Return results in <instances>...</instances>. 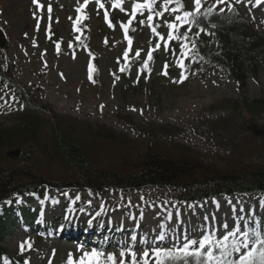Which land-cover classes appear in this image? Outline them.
I'll return each mask as SVG.
<instances>
[{"label": "rangeland", "instance_id": "rangeland-1", "mask_svg": "<svg viewBox=\"0 0 264 264\" xmlns=\"http://www.w3.org/2000/svg\"><path fill=\"white\" fill-rule=\"evenodd\" d=\"M38 2L43 8H38L33 0H0V26L8 40L7 48L0 51V73L8 71L12 81L29 99L48 105L57 115L76 122L81 129L103 127L130 140L183 145L196 152L207 165L222 168L239 155L264 165V134L254 141L246 129L247 120L251 119L259 130H264V111L247 114L243 103L244 100H264L263 71L256 77L249 75L243 94L229 73L218 66L203 65L192 69L193 44L183 39L167 40L164 19L174 21L175 14L171 12L164 18L154 16L153 23L157 24L163 40L153 35L147 24L139 23L140 19L146 20L147 10L138 12L132 23L136 31H129L133 40L129 50L121 25L131 18L132 5L144 0H123V11L112 7L116 0H100L103 9L98 8L96 0H88L83 13H77L76 9L84 5V0ZM163 2L157 0V11L163 10ZM182 2L185 7L180 14L183 10H193V0ZM215 2L206 0L204 6ZM49 5L52 7L51 20L47 11ZM175 6L172 3L169 8ZM233 6L255 32L264 33V0H260V4L256 0H242ZM105 11L113 27L105 21ZM20 14H26L28 19L21 18ZM78 15L88 18L76 26L80 31H75L73 21ZM81 36L85 43L77 48V37ZM165 43L169 44V50H164ZM184 43H188L187 50L191 54L182 57ZM155 44H160L161 48L155 49ZM149 50H153V60L145 68ZM136 51H140V57L136 56ZM181 60L184 69L179 67ZM89 64L94 67L91 79ZM164 71L168 74L164 75ZM181 72L187 77L182 83L178 82ZM20 100L0 86L2 128L20 123ZM200 104L201 109L197 107ZM187 107L190 109L186 114ZM41 116L47 120L48 116ZM154 131L155 136H150ZM250 149L255 150L249 154ZM118 151L123 152V149L106 147V152L102 153L100 146L95 148L93 155L102 162L119 166L124 161ZM8 153L9 157L17 155L15 150ZM172 195L171 190L155 188L128 193L105 191L99 195L69 192L56 194L53 201L44 199L41 203L24 199L19 211L12 209L4 213L7 230L0 237V249L9 258H21L29 264H49V261L66 264L67 254L78 255L76 249L82 245L59 240L56 233L76 224L81 231L101 228L99 233H105L111 229L106 234L114 240L109 248L97 247L95 243L84 248L95 247L117 255L131 248L137 250L139 258L144 249L179 245L186 238L198 239L202 234L219 238L221 233L226 234L236 223H241L238 217L251 227L259 223L264 225V196L217 197L179 205L170 201ZM28 212H37L36 223L42 221V229L48 228L43 236L33 232L27 222V232L19 224L15 227L10 223ZM23 240L32 241L33 248L21 253L19 244ZM93 242L98 244L96 240ZM150 264H154V260H150Z\"/></svg>", "mask_w": 264, "mask_h": 264}, {"label": "trees", "instance_id": "trees-1", "mask_svg": "<svg viewBox=\"0 0 264 264\" xmlns=\"http://www.w3.org/2000/svg\"><path fill=\"white\" fill-rule=\"evenodd\" d=\"M200 20L191 32L204 28L200 32L203 36L195 37L193 65H214L228 71L244 94L249 74L256 77L259 71L264 72V33L253 31L237 11L220 13L217 9ZM213 45L215 49L211 48ZM5 48L7 40L0 28V51ZM6 74L0 73V85L19 96L24 108L18 125L0 126V208L6 209H0V236L5 232L4 213L21 209L16 200L26 196H38L42 200L45 192L101 194L162 188L173 191L170 197L173 202L188 204L218 196L264 195V165L260 163H252L239 155L221 168L205 164L196 152L185 146L130 140L103 127L81 129L48 105L27 98L10 79L8 71ZM243 103L247 114L264 111V100ZM41 114L48 116L47 120ZM247 122L246 129L254 141L264 134L251 119ZM149 135L155 136V131ZM100 146L102 153L106 147L120 146L123 152H118L124 163L117 166L100 161L93 155ZM10 150H15L17 155L9 157ZM254 150L250 149L249 154ZM32 215L29 213L28 217ZM20 216L26 222L27 216L25 219ZM254 229L264 230L260 225ZM97 236L94 237L102 240L103 235ZM0 255H5L2 249ZM13 264L23 262L14 260Z\"/></svg>", "mask_w": 264, "mask_h": 264}, {"label": "snow or ice", "instance_id": "snow-or-ice-1", "mask_svg": "<svg viewBox=\"0 0 264 264\" xmlns=\"http://www.w3.org/2000/svg\"><path fill=\"white\" fill-rule=\"evenodd\" d=\"M206 0H193V10H181L184 9L185 5L182 0H164L161 5L162 11L156 10L157 0H144L143 3H134L132 5V16L128 20L127 24H122L124 38L127 40L129 45V50L132 48L133 40L129 35L130 25L136 20V14L143 13L147 10L148 14L146 20L140 19L139 23L141 25L147 24L151 29V33L160 37L161 40L164 36L157 31V27L154 26V16L165 17V14L171 12L175 14L174 21H169L167 18L164 19V24L166 25L167 40H180L183 39L195 46V37H199L200 32L204 31V28H200L199 31L193 32L192 36H189V32H192V26L201 23L200 18H207L212 15L213 12L217 11L219 5H225V7H219L218 11L223 13L226 9L230 12H235L234 4H240L242 0H216V2L208 7H204ZM33 3L37 5L38 8H43V5L39 4L38 0H33ZM88 0H84V5L76 9L77 13H83L84 7L87 6ZM98 8L103 9L104 4L100 0H96ZM123 0H116V3L112 5L113 8H120ZM175 3V7L169 8V5ZM257 4H260V0H256ZM203 9V10H202ZM47 11L49 13V20H51V5L48 6ZM154 13V15H153ZM85 15H78L73 21V28L75 31H80L76 27L82 20L87 19ZM105 21L109 23V27H113V24L109 21V14L107 11L104 12ZM69 19H72L69 17ZM58 22V21H57ZM39 24V22H38ZM187 26V30L181 32V29ZM49 25V30H50ZM215 27V25H213ZM132 32L136 29L132 28ZM179 33V34H177ZM51 38V36H49ZM79 40L80 37H77ZM71 47V44H69ZM57 51L60 50V45H56ZM160 44H155V49H160ZM164 50H169V44L165 43L163 45ZM184 51H181V56H189L191 53L187 50L188 43L182 45ZM136 56L140 57V51H136ZM128 53L125 52V57ZM153 60V50L147 52V60L144 61V67H148V62ZM179 67L184 69L183 61H179ZM168 65L165 64L164 68L167 69ZM94 71V67L89 64V78L91 79V73ZM121 71H124L122 68ZM167 75V71L163 72ZM181 80L178 82H183L187 79L181 72ZM177 82V81H174ZM103 108V105L101 106ZM77 200L80 199L79 196L76 197ZM10 203V201H9ZM235 211V209H233ZM243 211V208H241ZM241 223H236L232 229H229L226 234L221 233L218 238L216 235H203L202 238L190 239L186 238L179 245L173 244L171 247H152L151 250L144 249L142 254L137 255V250L126 249L125 251H120L117 255L113 252H106L105 250H100L95 247L90 250L84 248V246H78L76 253L69 252L66 257V264H150V260H154V264H264V230L253 229L251 225L246 224L242 217H238ZM225 228L228 226L225 224ZM135 239V237H133ZM162 240L163 237L161 236ZM33 248V242L30 240H23L19 244V251L21 253ZM53 255H55V250H53ZM24 264H29V261L25 260ZM49 264H52L49 261Z\"/></svg>", "mask_w": 264, "mask_h": 264}, {"label": "bare ground", "instance_id": "bare-ground-1", "mask_svg": "<svg viewBox=\"0 0 264 264\" xmlns=\"http://www.w3.org/2000/svg\"><path fill=\"white\" fill-rule=\"evenodd\" d=\"M20 16H21V18H23V19H28L27 16H26V14H20ZM191 100H192V99H191ZM197 107H198L199 109H201V108H202V104L198 105ZM189 109H190V107H189V108L187 107V108L185 109V113H186V114L188 113Z\"/></svg>", "mask_w": 264, "mask_h": 264}]
</instances>
